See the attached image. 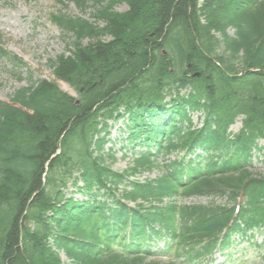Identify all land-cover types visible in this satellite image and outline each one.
Returning a JSON list of instances; mask_svg holds the SVG:
<instances>
[{
	"label": "trees",
	"instance_id": "1",
	"mask_svg": "<svg viewBox=\"0 0 264 264\" xmlns=\"http://www.w3.org/2000/svg\"><path fill=\"white\" fill-rule=\"evenodd\" d=\"M68 2L92 9L93 21L51 16L72 35L70 54L49 60L54 80L0 101V264H61L59 252L73 264H144L137 255L160 238L177 239L189 264L232 234L264 230V173L249 170L264 139V0ZM0 57L22 66L2 47ZM187 112L203 114L201 128ZM124 115L128 144L146 151L119 172L104 146ZM198 148L202 167L189 158ZM175 197L225 201L177 206ZM115 243L122 251L104 257Z\"/></svg>",
	"mask_w": 264,
	"mask_h": 264
},
{
	"label": "rangeland",
	"instance_id": "2",
	"mask_svg": "<svg viewBox=\"0 0 264 264\" xmlns=\"http://www.w3.org/2000/svg\"><path fill=\"white\" fill-rule=\"evenodd\" d=\"M127 9L126 4H117L114 7L118 13H124ZM58 13L78 15L93 21L92 9L88 8L84 13H80L72 4H68L67 0H0V47L10 57H16L23 62L22 66L13 68L12 63L0 58L1 101L9 102L16 90L38 80H54L49 60H54L60 54L68 56L72 48V35H63L64 33L51 23V15ZM97 24L101 26L102 22L98 21ZM59 86L64 92L72 96L77 95L65 83H59ZM197 116L199 114L192 116L195 126L200 125ZM240 126L241 118H238L230 127V131L235 133ZM126 135L121 122L110 129L109 142L105 145L104 152L107 153V150L111 149L113 161H107V164L114 171L121 172L130 167L139 152L138 148L132 150L128 145ZM258 148L261 149L255 152L250 170L255 174H262L264 173V141L258 142ZM155 175L156 172L145 173L138 179H150ZM74 197L81 200L79 194H75ZM208 201V199L199 201L190 199L184 202L203 204ZM241 241L225 250L226 254L232 256L227 259L218 256L216 262L212 264H264V232H252L251 238ZM60 260L63 264L69 263L63 254H60Z\"/></svg>",
	"mask_w": 264,
	"mask_h": 264
}]
</instances>
